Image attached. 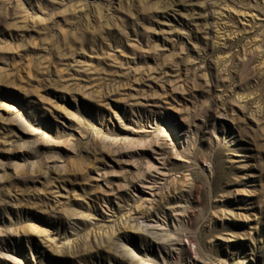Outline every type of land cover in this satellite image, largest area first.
<instances>
[{
  "label": "rangeland",
  "instance_id": "1",
  "mask_svg": "<svg viewBox=\"0 0 264 264\" xmlns=\"http://www.w3.org/2000/svg\"><path fill=\"white\" fill-rule=\"evenodd\" d=\"M0 264H264V0H0Z\"/></svg>",
  "mask_w": 264,
  "mask_h": 264
},
{
  "label": "bare ground",
  "instance_id": "2",
  "mask_svg": "<svg viewBox=\"0 0 264 264\" xmlns=\"http://www.w3.org/2000/svg\"><path fill=\"white\" fill-rule=\"evenodd\" d=\"M176 220V219H175ZM150 223H144L141 225V230L143 234L150 239V252L158 249L164 252H168V256L175 251L174 247L177 245V240L174 238H168V234H166L165 229L161 228V226L156 222L155 224L151 223L152 221L149 220ZM122 242V241H120ZM152 244V245H151ZM120 253L123 257L131 259L133 257V253L130 252L126 246V244H119Z\"/></svg>",
  "mask_w": 264,
  "mask_h": 264
}]
</instances>
